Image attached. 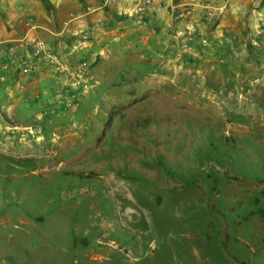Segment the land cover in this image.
Masks as SVG:
<instances>
[{
    "label": "rangeland",
    "instance_id": "374dc122",
    "mask_svg": "<svg viewBox=\"0 0 264 264\" xmlns=\"http://www.w3.org/2000/svg\"><path fill=\"white\" fill-rule=\"evenodd\" d=\"M116 58L0 144V264H264V68Z\"/></svg>",
    "mask_w": 264,
    "mask_h": 264
},
{
    "label": "crops",
    "instance_id": "0c3cea01",
    "mask_svg": "<svg viewBox=\"0 0 264 264\" xmlns=\"http://www.w3.org/2000/svg\"><path fill=\"white\" fill-rule=\"evenodd\" d=\"M154 2L176 8L195 5L198 15H204L211 6L223 12L212 22H202L199 34L187 50H182L187 37L178 35L169 13L149 10L135 15L128 0H0V62L10 58L5 52L8 46H16L20 55H29L31 39L46 43L61 62L57 68L44 65L34 83L23 90L14 81L10 66L7 81L0 82V144L14 145L19 139L21 144L30 145L29 135L22 136L20 130L31 126L20 124V120L28 117L38 122L47 115L62 117L65 107L89 98L98 88L104 65L109 66L108 78L115 76L117 69L111 65L117 56L122 61L120 72L125 74L158 73L159 68L150 61H167L172 68L189 65L190 72L195 73L264 68V36L256 39L253 35L264 25V0H247L240 11L237 0ZM88 8L91 12H87ZM29 16L34 17L36 28L27 37V29L19 21ZM78 17H83L82 24L75 21ZM65 21L70 22L67 28L63 27ZM80 29H87L90 39L85 47L76 50L73 34ZM232 36L236 41L227 40ZM83 63L86 68H77ZM72 76L77 77L76 88L71 83ZM107 82L104 87L110 92L114 87Z\"/></svg>",
    "mask_w": 264,
    "mask_h": 264
},
{
    "label": "built area",
    "instance_id": "2783aa9c",
    "mask_svg": "<svg viewBox=\"0 0 264 264\" xmlns=\"http://www.w3.org/2000/svg\"><path fill=\"white\" fill-rule=\"evenodd\" d=\"M109 1L114 3L116 0ZM246 1L247 0H237V9L239 11L244 8V3ZM248 1L255 2V0ZM128 2L132 6V11L135 15H142L149 10H157L159 12L162 11L169 13L178 35L187 37V41L181 44L182 49H188L187 47L189 43L193 42L195 36L199 34V28L202 22H212L219 14L223 12L220 7L211 6L207 8V12L204 15H198L197 6L195 5H187L183 8H176V6H168L167 4L156 5L154 0H128ZM87 12H91V9L88 8ZM198 18H200L201 21H199ZM75 21L78 24H82L83 17H78ZM19 23L26 27L28 32L27 37L28 34L34 31L36 28V22L33 16L21 19ZM69 25V21H65L63 23V27L65 28L69 27ZM185 33H187V35H185ZM253 35L256 37V39L258 37L264 36V25H261L259 28H257ZM73 36L76 39L73 44L76 50L80 47H85L90 39L89 31L87 29L77 30ZM227 40L234 42L236 41V37L232 36ZM255 44L257 45L258 41H255ZM28 46L31 48V50L29 49V55H20V52L16 46L6 47V55L10 56V58H6L0 62L1 83L7 81V72L10 66H12L14 69V81L19 84L20 88L23 90L34 83L44 65L57 68L61 64L58 54L43 41L31 39ZM85 65L86 64L83 63L77 68H86Z\"/></svg>",
    "mask_w": 264,
    "mask_h": 264
}]
</instances>
